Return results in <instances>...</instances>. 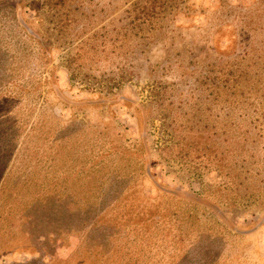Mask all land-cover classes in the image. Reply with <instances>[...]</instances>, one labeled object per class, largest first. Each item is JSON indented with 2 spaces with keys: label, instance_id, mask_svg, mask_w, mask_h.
<instances>
[{
  "label": "rangeland",
  "instance_id": "rangeland-1",
  "mask_svg": "<svg viewBox=\"0 0 264 264\" xmlns=\"http://www.w3.org/2000/svg\"><path fill=\"white\" fill-rule=\"evenodd\" d=\"M0 264H264V0H0Z\"/></svg>",
  "mask_w": 264,
  "mask_h": 264
},
{
  "label": "trees",
  "instance_id": "trees-1",
  "mask_svg": "<svg viewBox=\"0 0 264 264\" xmlns=\"http://www.w3.org/2000/svg\"><path fill=\"white\" fill-rule=\"evenodd\" d=\"M145 20H147V18H144ZM149 20V19H148Z\"/></svg>",
  "mask_w": 264,
  "mask_h": 264
}]
</instances>
